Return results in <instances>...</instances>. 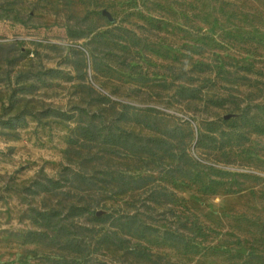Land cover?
Segmentation results:
<instances>
[{
  "label": "rangeland",
  "instance_id": "374dc122",
  "mask_svg": "<svg viewBox=\"0 0 264 264\" xmlns=\"http://www.w3.org/2000/svg\"><path fill=\"white\" fill-rule=\"evenodd\" d=\"M101 119L169 137V156L141 162L103 126L97 141L79 129ZM186 153L192 177L171 176ZM77 172L97 184L75 188ZM120 175L148 186L122 193ZM79 199L157 229L94 260L264 264V0H0V264L69 257L63 239L88 241L92 225ZM169 227L182 243L158 232Z\"/></svg>",
  "mask_w": 264,
  "mask_h": 264
},
{
  "label": "trees",
  "instance_id": "16d2710c",
  "mask_svg": "<svg viewBox=\"0 0 264 264\" xmlns=\"http://www.w3.org/2000/svg\"><path fill=\"white\" fill-rule=\"evenodd\" d=\"M62 116V114L60 115ZM118 121H125L130 118L128 113H123L122 111L117 113ZM135 122L143 127H146L147 120L137 119L135 117ZM145 121V122H144ZM103 126L106 130L108 137L112 138L109 141L110 146L115 148H120L126 155H131L139 158L141 162L145 159L154 160V158L169 156L171 144L168 138L154 137V136H144L140 133H134L133 131H127L123 127L117 125L116 123H110L108 121L100 120L97 124L96 122L90 120L83 127H79L80 130L89 132L92 134L93 141H97L99 132L95 129H101ZM103 129V128H102ZM177 159V164L170 168L168 172L171 176L177 175L182 178L190 179L192 177V172L197 165V162L191 159V157L186 153L185 156L176 157L172 154L171 165L174 164ZM149 163V161H148ZM67 177V175H65ZM64 177V176H63ZM121 178L116 179L114 186L118 188V191L126 192L127 190H133L141 187L148 186L146 183L147 177H134L131 175H120ZM71 179L75 182L77 181L75 188H80L81 184H86L89 188L95 186L97 181L94 178H84L78 172L73 173ZM39 189L44 192L53 190V188L59 187V182L52 181L50 179H40L34 182ZM71 184H74L71 182ZM153 197L149 200L153 202H159L162 198L169 200V195L165 191H154ZM77 201L78 204H73L71 206L72 210L76 214H86L91 217V227L85 228L87 232L86 236L88 241H83L81 238H74L69 240L68 238L63 239L69 247H72V254L69 257H61L60 259H52L48 261V264H112L107 261H97L93 258V251H98L105 249L108 252L122 249L124 242L127 238H135L136 235L149 236L154 234L157 229L148 225L145 221H141L136 214L130 213L129 211L120 215H114L113 213H107L103 216H96L95 210L92 208L100 205L99 201L96 200L94 203H87L86 201ZM172 201V199H171ZM106 206V205H102ZM106 208V207H105ZM37 216L43 222V224H50L53 220L50 213L38 212ZM99 224V225H98ZM105 224H108L104 227ZM99 226V228H95ZM61 231V227L59 230ZM158 232L163 234L164 239L169 240L173 243H182L184 241L183 234L179 232L178 229L169 227L163 231L158 229ZM60 233V232H59ZM60 237L63 238L62 233ZM92 246V248H90ZM99 248V249H98ZM128 247H126L127 249ZM131 254L137 253L138 249L135 248ZM82 259V260H81Z\"/></svg>",
  "mask_w": 264,
  "mask_h": 264
},
{
  "label": "water",
  "instance_id": "95a60500",
  "mask_svg": "<svg viewBox=\"0 0 264 264\" xmlns=\"http://www.w3.org/2000/svg\"><path fill=\"white\" fill-rule=\"evenodd\" d=\"M102 14L105 15L107 18L110 19V15L105 10L102 11ZM229 117H230V115H226L224 118L227 119ZM241 253H245V251L244 250H241Z\"/></svg>",
  "mask_w": 264,
  "mask_h": 264
}]
</instances>
